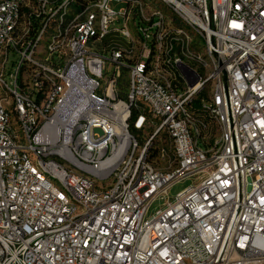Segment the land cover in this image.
I'll return each mask as SVG.
<instances>
[{"label":"built area","instance_id":"obj_1","mask_svg":"<svg viewBox=\"0 0 264 264\" xmlns=\"http://www.w3.org/2000/svg\"><path fill=\"white\" fill-rule=\"evenodd\" d=\"M0 264H264V0H0Z\"/></svg>","mask_w":264,"mask_h":264},{"label":"rangeland","instance_id":"obj_2","mask_svg":"<svg viewBox=\"0 0 264 264\" xmlns=\"http://www.w3.org/2000/svg\"><path fill=\"white\" fill-rule=\"evenodd\" d=\"M142 1H147V0H142ZM148 1H155V0H148ZM159 8L164 11V12H169L168 8L166 7V5L162 4V3H158ZM110 8L112 10H114L115 12H119L121 9L125 10L127 8L126 4H121V3H111L110 4ZM131 32L133 34H136L134 27L131 28ZM100 134V133H98ZM101 136V135H100ZM34 161L36 160L33 159ZM196 179L195 178H189L183 181H180L178 183H175L170 189L169 192L167 194V196H165V198L162 199H158L154 202V204L152 205V207L150 208L148 217L153 216L158 210L162 209L165 206L166 201H171L174 202L175 198L182 193L184 190L190 188L194 183H195Z\"/></svg>","mask_w":264,"mask_h":264}]
</instances>
